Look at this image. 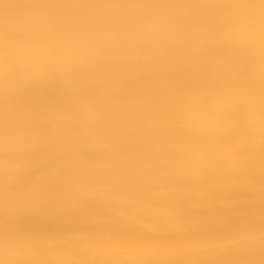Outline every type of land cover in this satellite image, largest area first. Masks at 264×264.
I'll return each instance as SVG.
<instances>
[{"label":"bare ground","instance_id":"1","mask_svg":"<svg viewBox=\"0 0 264 264\" xmlns=\"http://www.w3.org/2000/svg\"><path fill=\"white\" fill-rule=\"evenodd\" d=\"M0 264H264V0H0Z\"/></svg>","mask_w":264,"mask_h":264}]
</instances>
